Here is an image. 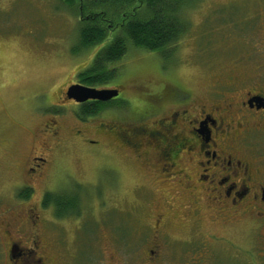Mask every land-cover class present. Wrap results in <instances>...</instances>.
Masks as SVG:
<instances>
[{"label": "flooded vegetation", "instance_id": "1", "mask_svg": "<svg viewBox=\"0 0 264 264\" xmlns=\"http://www.w3.org/2000/svg\"><path fill=\"white\" fill-rule=\"evenodd\" d=\"M251 56L247 50L236 59L210 60L202 69L205 81L195 87L160 77L136 86L133 98L119 82L96 86L79 79L64 90L58 87L51 95L52 112L41 124L42 140L27 156L25 181L16 187L19 198L12 195L10 203L0 198V264H94L93 257L75 261L60 245L61 222L78 216L62 215L48 201V195L63 193L36 187L67 138L58 119L65 115L77 124V142L103 145L125 157L133 153L137 166L154 179L153 187L144 183V196L136 202L139 228L131 238L138 240V252L120 249L129 240L120 229L111 241L119 251L98 264H169L173 255L182 264L181 246L187 244L200 249L197 264H208L216 255L213 243L232 240L208 222L227 235L245 232L249 264H264V51L263 58ZM76 83L119 94L77 102L67 94ZM64 101L72 105L67 112ZM88 114L107 119L93 128L98 137L85 132L93 121L85 120ZM156 192L162 197L157 208Z\"/></svg>", "mask_w": 264, "mask_h": 264}, {"label": "rangeland", "instance_id": "2", "mask_svg": "<svg viewBox=\"0 0 264 264\" xmlns=\"http://www.w3.org/2000/svg\"><path fill=\"white\" fill-rule=\"evenodd\" d=\"M182 13L187 30L167 52L131 47L123 60L108 66L117 70L111 82L96 86L119 82L125 95L133 98L136 86L160 77L175 79L184 88L198 86L207 77L202 69L210 60L236 59L247 50L251 57L263 58L264 0H193ZM79 22V15L62 0H0V198L4 203H10L12 195L19 198L16 187L25 181L30 148L42 140L41 124L54 105L51 95L58 87L64 90L78 81L107 43L80 49ZM64 102L67 112L72 105ZM84 117L93 120L87 122L85 132L98 137L93 128L107 119ZM58 119L67 138L55 152L48 177L36 187L39 192L48 188L79 194L81 214L60 224L63 251L74 255L75 261L93 257L94 264L106 262L119 251L111 241L122 229L129 240L120 249L138 252L136 202L144 196V183L153 187L154 179L142 165L137 166L133 153L126 152L125 157L103 145L77 142L75 120L70 115ZM153 198L157 208L161 194L156 192ZM208 223L215 226V232L237 242V246L227 239L213 243L216 255L208 264H249L246 233L227 235L223 227ZM181 247L185 252L182 264H197L200 249L194 244ZM168 262L176 264L174 255Z\"/></svg>", "mask_w": 264, "mask_h": 264}, {"label": "trees", "instance_id": "3", "mask_svg": "<svg viewBox=\"0 0 264 264\" xmlns=\"http://www.w3.org/2000/svg\"><path fill=\"white\" fill-rule=\"evenodd\" d=\"M79 15V48L103 47L93 65L79 74L85 84L96 85L112 80L116 69L108 66L124 59L131 47L167 52L186 32L184 7L193 0H62ZM79 49H75L77 52ZM91 114V113H90ZM88 114V115H90ZM87 115V113L85 114ZM25 193H21V196ZM48 195L58 213L80 215L79 194ZM74 207V209H73ZM74 211V213H73Z\"/></svg>", "mask_w": 264, "mask_h": 264}, {"label": "water", "instance_id": "4", "mask_svg": "<svg viewBox=\"0 0 264 264\" xmlns=\"http://www.w3.org/2000/svg\"><path fill=\"white\" fill-rule=\"evenodd\" d=\"M68 97L76 100L77 102H85L90 99L107 101L111 98L118 96V89H99L96 87L76 83L68 88Z\"/></svg>", "mask_w": 264, "mask_h": 264}, {"label": "bare ground", "instance_id": "5", "mask_svg": "<svg viewBox=\"0 0 264 264\" xmlns=\"http://www.w3.org/2000/svg\"><path fill=\"white\" fill-rule=\"evenodd\" d=\"M123 118V117H122Z\"/></svg>", "mask_w": 264, "mask_h": 264}]
</instances>
